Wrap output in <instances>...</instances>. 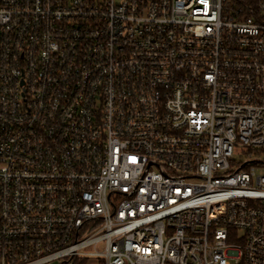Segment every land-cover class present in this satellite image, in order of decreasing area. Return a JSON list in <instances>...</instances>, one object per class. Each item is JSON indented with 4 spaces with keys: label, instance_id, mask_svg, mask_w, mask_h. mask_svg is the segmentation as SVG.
<instances>
[{
    "label": "built area",
    "instance_id": "1",
    "mask_svg": "<svg viewBox=\"0 0 264 264\" xmlns=\"http://www.w3.org/2000/svg\"><path fill=\"white\" fill-rule=\"evenodd\" d=\"M263 155L264 0H0V264H264Z\"/></svg>",
    "mask_w": 264,
    "mask_h": 264
},
{
    "label": "rangeland",
    "instance_id": "2",
    "mask_svg": "<svg viewBox=\"0 0 264 264\" xmlns=\"http://www.w3.org/2000/svg\"><path fill=\"white\" fill-rule=\"evenodd\" d=\"M254 157H255V153L247 152V153L240 154L236 152L233 159L236 160L237 162H240V161H244L245 159H252ZM263 158H264V155H263ZM258 173L264 174V166L258 170ZM47 264H60V263L57 261H53ZM75 264H99V262L95 258H87L86 260L81 261L80 263L76 262Z\"/></svg>",
    "mask_w": 264,
    "mask_h": 264
}]
</instances>
